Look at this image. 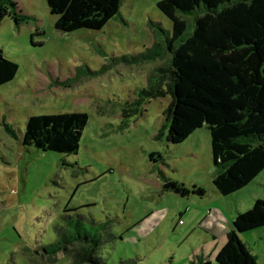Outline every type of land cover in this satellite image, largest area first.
<instances>
[{
	"label": "rangeland",
	"instance_id": "obj_1",
	"mask_svg": "<svg viewBox=\"0 0 264 264\" xmlns=\"http://www.w3.org/2000/svg\"><path fill=\"white\" fill-rule=\"evenodd\" d=\"M160 1L124 0L100 31H58L47 0H17L31 19L0 23V49L19 66L15 79L0 87V264H73L69 255L50 258L44 251L61 229L77 232L72 221L93 231L94 223L101 226L99 256L106 264H190L195 253L212 247L205 245L207 233L220 239L222 226L230 230V211L241 203L214 189L207 126L169 144L156 136L172 98L136 103L157 69L171 61L165 36L152 26L171 33ZM155 41L161 56L135 61ZM73 112L89 116L78 154L20 145L29 117ZM152 153L164 164L154 165ZM161 173L202 187L206 196L165 191ZM248 187L241 195L258 192L264 200V171ZM244 235L257 264H264V227Z\"/></svg>",
	"mask_w": 264,
	"mask_h": 264
},
{
	"label": "trees",
	"instance_id": "obj_2",
	"mask_svg": "<svg viewBox=\"0 0 264 264\" xmlns=\"http://www.w3.org/2000/svg\"><path fill=\"white\" fill-rule=\"evenodd\" d=\"M123 1L47 0V6L57 17L55 28L73 33L102 30L120 14ZM157 6L170 21L171 33L160 24L152 26L165 36L171 61L157 69L136 103L172 98L165 111L166 124L156 136L157 140L166 137L169 144L185 142L206 125L212 142L213 185L220 195L231 196L264 171V0H161ZM7 17L16 24L31 19L21 13L17 0H0V23ZM159 49L162 45L155 41L147 53L134 59L153 60L161 56ZM18 71V64L0 49V87L12 82ZM88 123L89 116L80 112L31 116L19 143L43 152L76 155ZM3 125L19 138L5 121ZM150 160L164 164L160 153H152ZM161 175L165 191L183 198L206 196L202 187L189 188ZM73 223L77 232L61 229L60 238L45 253L50 258L69 255L73 264H106L99 256L101 226L94 223L93 231L82 222ZM263 227L264 200L258 199L237 214L214 262L192 264H257L241 239Z\"/></svg>",
	"mask_w": 264,
	"mask_h": 264
},
{
	"label": "crops",
	"instance_id": "obj_3",
	"mask_svg": "<svg viewBox=\"0 0 264 264\" xmlns=\"http://www.w3.org/2000/svg\"><path fill=\"white\" fill-rule=\"evenodd\" d=\"M248 188H250V187H246V188L242 189L241 191H239V192H237V193H235V194L230 196V197H235L236 195L239 196L238 198H239V201L241 203V204H238V203L235 204L236 205L235 206L236 211L234 209L230 211V216L229 217H230V219H232V222L235 219L234 217H235L236 213H242V212L246 211L247 209H250V208H247V207H250L249 205H252L258 199H262V196H259V194H257L258 192H256V195L248 196V197L244 196V195H241L244 192V190H246ZM214 189H215V187H214ZM215 191H216V189H215ZM222 217L224 219L223 213H222ZM232 222L229 221L227 223H230L229 225H231ZM220 229L222 230V236L220 237L221 240L215 235H211L210 236L209 233H207V235H205V245L209 244V246H210V244H211L212 247L211 248L209 247V249L205 248L203 250L204 252L200 253V251H198L197 253H195L198 256L195 255L194 262H197L198 260H202L204 262H207V261L212 262V259L213 258L215 259V257L218 254L219 250L226 243V240H222V239H225V238L227 239V234L229 232V230L226 227H224V226H222ZM242 240H243V238H242ZM223 241H225V242H223ZM190 264H192V262Z\"/></svg>",
	"mask_w": 264,
	"mask_h": 264
}]
</instances>
